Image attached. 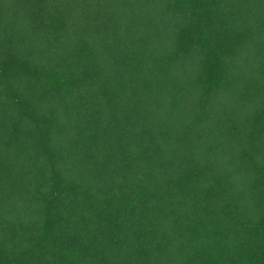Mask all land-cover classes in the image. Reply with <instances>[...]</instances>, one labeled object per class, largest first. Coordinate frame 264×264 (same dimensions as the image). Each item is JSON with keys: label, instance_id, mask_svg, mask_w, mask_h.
Wrapping results in <instances>:
<instances>
[{"label": "trees", "instance_id": "obj_1", "mask_svg": "<svg viewBox=\"0 0 264 264\" xmlns=\"http://www.w3.org/2000/svg\"><path fill=\"white\" fill-rule=\"evenodd\" d=\"M0 264H264V0H0Z\"/></svg>", "mask_w": 264, "mask_h": 264}, {"label": "rangeland", "instance_id": "obj_2", "mask_svg": "<svg viewBox=\"0 0 264 264\" xmlns=\"http://www.w3.org/2000/svg\"><path fill=\"white\" fill-rule=\"evenodd\" d=\"M3 179V177L0 175V181Z\"/></svg>", "mask_w": 264, "mask_h": 264}]
</instances>
